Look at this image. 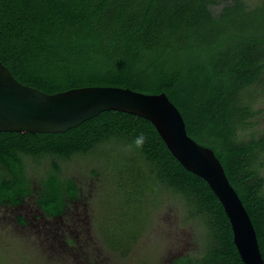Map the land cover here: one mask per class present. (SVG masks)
<instances>
[{
    "label": "trees",
    "instance_id": "obj_1",
    "mask_svg": "<svg viewBox=\"0 0 264 264\" xmlns=\"http://www.w3.org/2000/svg\"><path fill=\"white\" fill-rule=\"evenodd\" d=\"M214 2L0 0V61L20 83L48 94L91 86L165 93L189 136L221 161L264 258L259 193L264 178L251 160L264 147L254 137L238 142L255 114L237 98L264 74V1L248 7L232 0L219 16L209 9ZM115 145L128 146L143 159L150 180L204 219L209 238L204 256L198 261L186 254L175 264H244L230 220L209 185L174 158L149 120L123 112H104L65 134L0 133V206L19 207L34 196L49 217L63 215L80 199V190L74 180L62 178L59 160L106 148L117 153ZM27 157L52 161L36 186ZM122 181L119 188L131 195L136 184Z\"/></svg>",
    "mask_w": 264,
    "mask_h": 264
},
{
    "label": "rangeland",
    "instance_id": "obj_2",
    "mask_svg": "<svg viewBox=\"0 0 264 264\" xmlns=\"http://www.w3.org/2000/svg\"><path fill=\"white\" fill-rule=\"evenodd\" d=\"M212 1L209 9L219 16L232 0ZM242 1L255 7L264 0ZM237 98L255 114L247 121L250 125L239 131L238 142L262 138L264 74ZM117 146L113 147L117 153L106 148L93 155L59 160L62 178L74 180L80 190V199L69 215L72 227L68 235L75 247L65 250L58 241L53 242L47 230L38 231L33 223L23 228L15 221L21 216L32 219L37 211L32 196L19 208L0 206V264H172L178 254L201 260L209 246L204 219L193 216L183 198L150 180L140 156L131 155L128 146ZM251 160L257 168L263 156L256 153ZM26 163L35 186L52 169L49 157H27ZM122 175L136 184L131 195L124 186L119 188Z\"/></svg>",
    "mask_w": 264,
    "mask_h": 264
},
{
    "label": "water",
    "instance_id": "obj_3",
    "mask_svg": "<svg viewBox=\"0 0 264 264\" xmlns=\"http://www.w3.org/2000/svg\"><path fill=\"white\" fill-rule=\"evenodd\" d=\"M149 120L174 158L203 179L222 204L244 264H264L256 229L215 152L193 140L185 120L165 94L91 86L57 94L20 83L0 61V133L65 134L104 112Z\"/></svg>",
    "mask_w": 264,
    "mask_h": 264
},
{
    "label": "flooded vegetation",
    "instance_id": "obj_4",
    "mask_svg": "<svg viewBox=\"0 0 264 264\" xmlns=\"http://www.w3.org/2000/svg\"><path fill=\"white\" fill-rule=\"evenodd\" d=\"M255 141L263 142V147H264V136L262 138L255 139ZM263 156V160L260 162L256 169V173L260 177L264 178V150L260 153ZM259 193L264 196V186L261 187ZM76 204V203H74ZM73 204V205H74ZM2 207H5L7 210L9 209H14V208H19L22 207H13V206H8L4 205ZM37 211L34 213L32 216V219L27 220L26 216H21L15 219V221L23 228L29 226L30 224L33 223V226L38 228V231H45L47 230L49 233H51V238L54 241H58L60 247H63L65 250L66 249H73L75 247L74 241L72 240V237L68 235V232L71 233V220L69 218L70 212H71V207L68 208L63 215H60L58 217H49L44 213L40 208L36 207ZM58 222V223H57ZM57 223V224H56ZM46 231V232H47ZM183 256L182 254H178L176 257L172 259V264H175V260H177L179 257Z\"/></svg>",
    "mask_w": 264,
    "mask_h": 264
}]
</instances>
